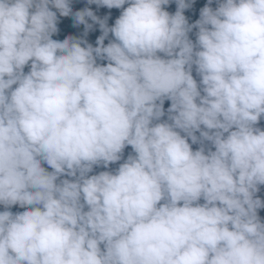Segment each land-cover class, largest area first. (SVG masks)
<instances>
[{
  "label": "clouds",
  "instance_id": "clouds-1",
  "mask_svg": "<svg viewBox=\"0 0 264 264\" xmlns=\"http://www.w3.org/2000/svg\"><path fill=\"white\" fill-rule=\"evenodd\" d=\"M170 2L0 0V264H264V0Z\"/></svg>",
  "mask_w": 264,
  "mask_h": 264
},
{
  "label": "trees",
  "instance_id": "trees-1",
  "mask_svg": "<svg viewBox=\"0 0 264 264\" xmlns=\"http://www.w3.org/2000/svg\"><path fill=\"white\" fill-rule=\"evenodd\" d=\"M191 6L187 8L184 11V16L186 17L188 23L190 25L195 24L196 21L200 19V13L201 10L208 5V0H190ZM71 5H72V14L67 16V17H61L59 16V13H57L58 16V33L55 34L52 38L56 40H63L69 36L86 41L88 44H91L93 47H97V39L103 35L100 25L95 24L93 25L90 29L86 30L85 25L83 24H76L75 19H74V13L76 11H82L85 8L91 9L93 6L87 3V0H71ZM128 5H125L124 7H127ZM213 9H215L218 5L216 3V0H213V3L210 5ZM54 10V9H53ZM123 9H108L106 12V23L108 27L114 26L115 20L119 17ZM164 10L169 12V14L174 15L176 10H177V5L175 3V0H171L170 4L167 6H164ZM198 32L197 28H193L192 31L189 33V39L195 43L196 41V33ZM114 37L112 36L111 33H109V36L104 40V45L107 46L109 41H112ZM84 46V45H82ZM162 55V54H161ZM97 63L106 66L108 61L107 60H97ZM25 73L29 71V67H25L24 69ZM193 78L197 81L199 84L200 77L196 74L195 71V66H193ZM171 106V101L165 100L164 102V111H165V116L162 118V120H167L168 114H167V109ZM257 127H260L261 129H264V117L261 118L259 124ZM183 135V133H182ZM197 136H199V133H196ZM189 143L191 144V141L189 140ZM206 147H211L210 144L207 142L205 143ZM200 147L199 144H193L192 149L193 151L197 150ZM214 150V149H213ZM129 154L134 155V152L131 148V146H127L124 149V152L122 154V159L116 163L110 164L108 168H104L103 165L100 166H94L93 171L89 173V175H96L99 174L101 171H111L115 173V171L118 169L119 165L122 164L128 157ZM42 167H44L48 171H52L51 168H49L46 164L42 163ZM61 179H72L70 177H61ZM259 191L256 193V197L260 198L262 201H264V185H260ZM200 203H203L201 200ZM4 207L0 205V211H4ZM14 214L17 212H22L25 210V208H21L19 205L12 206L10 209ZM87 210V209H85ZM258 216L260 217L261 221L264 222V208H261L258 210Z\"/></svg>",
  "mask_w": 264,
  "mask_h": 264
},
{
  "label": "rangeland",
  "instance_id": "rangeland-1",
  "mask_svg": "<svg viewBox=\"0 0 264 264\" xmlns=\"http://www.w3.org/2000/svg\"><path fill=\"white\" fill-rule=\"evenodd\" d=\"M93 13L98 17L99 20H105L106 18V12H107V7L105 6H97L93 4L91 9ZM88 23L91 24L92 26L98 23L93 22L91 19H88Z\"/></svg>",
  "mask_w": 264,
  "mask_h": 264
}]
</instances>
